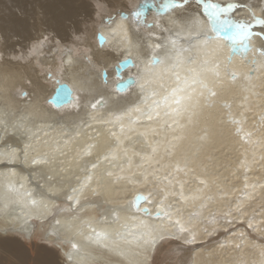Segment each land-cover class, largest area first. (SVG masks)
I'll list each match as a JSON object with an SVG mask.
<instances>
[{
    "label": "bare ground",
    "instance_id": "6f19581e",
    "mask_svg": "<svg viewBox=\"0 0 264 264\" xmlns=\"http://www.w3.org/2000/svg\"><path fill=\"white\" fill-rule=\"evenodd\" d=\"M128 1L0 0V262L3 253L11 264H25L28 260L26 249L30 251V247H34L37 253L32 255L28 264H60L59 259L61 264H69L65 255L68 252L73 254L71 264H81V258L84 264H158L159 261L163 264H264V257L261 256V251H264V189L259 187L264 185V159H261L264 150L257 147L253 157V148L241 140L235 131L236 126L228 123L227 110L221 104L206 111L199 127L188 131L175 155L164 159L166 164L174 166L179 162L181 167L187 159L189 167L194 169L187 176L184 173L177 176L173 168L168 169L173 171L175 178L185 181L183 195L186 198L201 195L205 200L208 197L211 199L201 209L200 204L204 200L188 199L185 203L180 199L179 184L174 188L170 186L177 194L164 202V212L172 214L169 220L163 214H155V207L160 204V197L155 194L158 182L150 180L145 184L141 177L130 184L113 183L106 176V170L121 174L120 168L123 167V174L127 175L128 160L109 164L101 159L118 148L122 155V150L127 148L132 157V171H138L137 166L144 164L151 173L152 168L140 158L151 155L150 149L137 133L152 125L140 122L133 125V131H129V121L125 118L126 127L121 133L119 123L101 124L89 119L92 115L90 108L81 106L77 109L69 104L53 107L49 103L59 82H65L72 88L73 99L82 90L94 91L97 99L102 96L105 104L96 110L97 120H108L141 103L139 89L133 91L129 88L119 94L115 91V67L128 56V51L117 48L110 35L111 30L120 24L128 27L132 60L136 63H140L141 54L147 47L145 37L149 31L161 37L159 41L153 39V44H164L169 39V33L154 27H138L132 22L131 12L120 13L117 10L112 13L117 5L130 9ZM156 2L159 4L160 0ZM214 2L235 3L237 7L228 14L234 19H251L249 9L264 18V0ZM131 4L137 9L141 7L142 0H133ZM195 7L194 3H190L186 11ZM121 14L127 18L122 20ZM175 14L170 11L157 16L150 8L142 19L153 24L158 19L165 22L164 27H173L167 21ZM107 15L109 19L105 18ZM255 30L259 31V26ZM176 31L179 29H174L172 38H175ZM98 33L105 37L102 44L97 40ZM44 35L49 37L48 41L38 54L29 56L33 44ZM180 43L185 48L190 47L189 41L181 40ZM195 43L191 41V45ZM251 43L254 49L264 47L255 37ZM136 45H142L139 51ZM253 54L248 53L250 60ZM157 55L163 58L166 52L158 50ZM185 55L196 58L198 51L191 47ZM148 56H143V59L147 60ZM69 58L71 64L68 63ZM255 59L256 64H250L243 62L238 54L234 55L230 70L237 74L236 78H225L223 87L218 91L221 100L231 102L234 116L243 119L240 127L245 132L253 131L260 136L264 135L260 122V115L264 114V70L259 65L264 64V57L255 53ZM136 71L128 67L121 76L127 78L129 73L135 75ZM48 73H51L50 78ZM246 75L256 85V95H251L247 106L241 107L244 96L248 95L245 92L249 86ZM21 91L28 92L29 97H20ZM205 128L210 138L201 144L198 137ZM112 131L124 141L123 144L116 140ZM125 135L131 139L125 140ZM65 141L68 143L65 144ZM88 144L96 145L91 163L100 161L96 170V174L102 177L99 195L89 191L82 198L86 202L81 203L76 211H62L69 206L67 195L71 194V188L62 184L60 177H72V187L77 186L75 178L85 175L80 171L83 164L78 162V157ZM57 147L61 151L55 153L53 161V149ZM133 152H139L140 156L132 155ZM46 154L49 164L32 163L33 159L45 158ZM156 158L159 159V156ZM244 161L250 164L247 171L242 166ZM62 168L65 171L61 172ZM49 175L54 177L51 182L48 181ZM200 180L206 181V184H201ZM245 182L250 186L257 185L254 193L251 187L245 189ZM9 185L15 190L10 191ZM93 187L96 185L93 184ZM26 193L33 195L27 196ZM136 194L146 198L138 207L147 208V214L137 212L133 207ZM249 194L252 195L251 200L247 199ZM31 199L41 203L32 206L29 203ZM240 201H244L245 208L243 213L237 214L234 209ZM44 205L49 206L47 210ZM106 209L115 210L117 216L113 217ZM230 210H233L232 215L226 216L225 213ZM197 212L201 215L195 216ZM133 218L135 221L145 220L156 229L155 248L144 246L142 240H133L127 234L123 226H131ZM213 218L215 223H210ZM176 219L193 229L196 234L193 243L185 242L188 234L179 232ZM56 220L61 221L60 226H56ZM89 221L90 224L85 223ZM249 221L253 223L252 228L248 227ZM70 224L71 231L68 230ZM92 227L108 232V242L114 250L85 239ZM54 228L60 232L62 240L69 241L62 247L54 244L55 237L51 235ZM160 236L163 239H159ZM72 243L78 244L79 252L72 249ZM120 251L123 256L118 254Z\"/></svg>",
    "mask_w": 264,
    "mask_h": 264
},
{
    "label": "snow or ice",
    "instance_id": "6c2138e0",
    "mask_svg": "<svg viewBox=\"0 0 264 264\" xmlns=\"http://www.w3.org/2000/svg\"><path fill=\"white\" fill-rule=\"evenodd\" d=\"M194 3L196 7L190 11H186L189 8V4ZM237 5L235 3L222 4L214 2V0H160L157 4L156 0H142L141 7L131 12L132 22L137 24L138 27H144L147 29L156 28L162 29V32L169 33V39L164 44L156 42L152 43L153 39L159 41L160 36H156L155 32L149 31L145 37L147 47L141 54L140 63H136L132 60V44L129 39V29L127 26L120 24L116 28L111 30L112 36L117 48H126L128 56L124 61L116 65V86L115 91L119 94L125 90L132 88L139 89L138 98L141 103L136 104L134 107H130L126 112L116 114L108 120H97L95 112L97 109L102 108L105 104L104 98L101 96L97 99V93L92 90L81 91L77 93L75 99L72 97V90L64 85H58V96L64 101V103L71 105L79 109L83 106L85 109L90 108L92 115L89 119L101 124H114L119 123L121 133L125 130L124 120L127 118L129 121L127 128L129 131H133V125H137L140 122H146L152 125L146 128L144 131H140L137 135L145 141L147 148L150 149L151 155L140 156L139 152H133L132 155L140 156L148 167L152 168V172L149 173L144 164L138 167V171H132V157L129 156L127 148L121 150L118 148L104 155L101 159L103 161L112 164L117 160H128V174H123L125 169L120 168L121 174H116L113 171L106 170V176L113 183L127 182L134 183L141 177L143 182L147 184L150 180H154L157 183L155 194L160 197V204L156 206V213L159 216L162 212L169 220L172 219L171 212H164V202L170 197H175L176 192L170 189V186L174 188L176 184H179L181 189L180 199L187 203L188 199L193 201L204 200V203L200 204V208L204 209L207 206V200L201 195H193L191 197H185L183 195V188L185 181L177 179L173 176V171H168L169 168H173L177 174L184 173L185 176L194 172L192 167H189V161L186 159L184 166L181 167L177 162L174 166L164 163L165 157L171 159L175 155L177 147H179L186 139V134L190 129L194 130L201 124V120L204 117L206 111L212 109L217 104H221L223 108L227 110L228 123L236 126V133L240 135L241 140L253 148V157H255V149L258 147L264 150V135L256 136L253 131L245 132L240 125L244 123L243 119H237L231 111V102L220 99V92L218 89L223 87L224 79L229 78L234 80L236 73L231 71V65L234 55H239L241 60L245 63L256 64L255 53H258L261 57H264V47L253 48L251 40L253 37L258 38L261 45H264V18L258 17L249 9L251 19H234L228 14L231 13ZM153 9L157 16L160 14H166L168 12H175L176 14L171 16L167 24L173 27H164V21L156 20V22L149 23L142 19L143 13L146 9ZM179 10V11H177ZM125 14H121V19H126ZM206 24V27H205ZM259 26L260 30H255ZM179 29L175 32V38H172L174 29ZM99 35V34H98ZM49 37L44 35L37 43L33 44L29 51V56L36 55L39 49L48 41ZM99 39L103 40L105 37L99 35ZM181 40L189 41L190 47L185 48L180 43ZM194 40L195 45H191V41ZM170 44V48H169ZM142 45H136L137 51L141 49ZM191 47H195L198 51V57L193 58L190 55L186 56L185 53L191 51ZM225 49L227 51L225 52ZM166 52V55L161 58L157 55V51ZM151 53L148 56V53ZM253 52L251 60L248 57V53ZM143 56H148L147 60L143 59ZM90 59V57H86ZM71 64V58L68 61ZM122 63H127L130 68H135L137 71L135 75L129 73L127 78H124L120 74V67ZM264 70V64L259 65ZM49 78L51 73H48ZM249 81V86L245 88V95L243 98V104L241 107H245L248 104L249 97L256 95L254 89L255 84L251 83V77H245ZM20 97L28 98L29 93L21 91ZM49 103L53 107H59L60 104L50 99ZM248 110H251L248 108ZM240 116L243 117L244 113L241 112ZM261 127L264 128V114L260 115ZM203 134L198 137L201 144L207 142L210 138V134L207 128L203 129ZM116 140L123 144V140L112 131L111 133ZM79 135V133H77ZM163 137L162 139H157ZM255 137V138H254ZM125 140H130L131 137L125 135ZM68 141H65L67 144ZM27 147V146H26ZM95 144H88L83 148L79 154L78 162L83 164L80 169L85 173L83 178L77 176L75 178L76 187H72V177H60V182L66 184L71 188V194L67 195V201L69 206L67 211L69 213L76 211L81 203L86 202L82 198L89 191L93 195H99L98 188L102 185V177L96 174V170L99 167L100 161L97 163H91V156ZM61 149L57 147L53 149V161L55 159V153L60 152ZM199 152V149L197 150ZM159 156V159L156 157ZM209 160L211 157L208 158ZM264 159V156L261 157ZM253 163L255 160L252 161ZM32 163L35 165H47L50 163L47 158L33 159ZM90 165V168H89ZM242 166L247 171L250 164L247 161L242 162ZM61 172L65 169H61ZM163 172V174H161ZM54 179L52 175L48 176V181L51 182ZM201 184H206V181L200 180ZM93 184L96 187H93ZM22 187V186H21ZM245 189L251 187L254 193L257 185H249L245 182ZM261 189H264V185H259ZM9 190L14 191V187L9 185ZM27 196H32L33 193H26ZM138 199H146L143 196H139ZM248 200L252 199V195L247 196ZM29 203L32 206H38L41 202L35 199H31ZM45 209H48V205H44ZM100 207H105L100 205ZM133 207L137 212L148 213V209L139 208L136 206L135 201ZM245 208L244 201H240L236 204L234 211L237 214L243 213ZM111 211L113 217L117 216L115 210L106 209ZM123 210V209H122ZM232 211L225 213L226 216H231ZM195 216L201 215L200 212L194 213ZM74 220L78 219L73 217ZM106 217L105 221L106 222ZM210 223H215V219H211ZM85 223H91L85 222ZM175 223L179 225V232L182 234H188V238L185 242L191 244L196 239V234L193 229L186 227L180 219H176ZM56 226L61 225L60 220L55 221ZM128 235L133 237V240H142L144 246L156 247L157 235L156 229L152 227L147 221L139 220L135 221L131 226L125 224L123 226ZM248 227L252 228L253 223L249 221ZM72 225H68V230L71 231ZM8 231L7 228L4 229ZM25 231V229H20ZM83 235V232L79 233ZM55 237L54 244L57 247H62L68 240H62L60 232L54 228L51 233ZM85 239L99 245L102 248L114 250L108 240V232L106 230L97 229L95 227L90 228L89 233L85 236ZM159 239H163L160 236ZM72 249L77 252L80 251L78 244L72 243ZM119 255L123 256L124 253L120 251ZM69 264L73 260V254L71 252L65 253ZM139 255V253H137ZM261 256L264 257V251H261ZM81 264H84L83 258H81Z\"/></svg>",
    "mask_w": 264,
    "mask_h": 264
},
{
    "label": "water",
    "instance_id": "95a60500",
    "mask_svg": "<svg viewBox=\"0 0 264 264\" xmlns=\"http://www.w3.org/2000/svg\"><path fill=\"white\" fill-rule=\"evenodd\" d=\"M98 34L101 35L100 33H98ZM98 34H97V40H98L99 44L104 43V39L103 40L99 39V35ZM122 61H124V59L121 60L120 62H122ZM120 62H118V63H120ZM128 67H129V65L127 63H122L121 64V67H120V74L122 73L123 70H125ZM115 71H116V67H115ZM102 77H103V79L106 78L105 72L102 73ZM58 85L67 86V88H70L71 90H72V88L68 84H66L65 82H59L57 84V86L55 87L54 93L51 95V97L49 98V100L52 99V100L56 101L57 103H59L60 106H62L63 104H66V103H64V101L62 99H60L59 96H58ZM115 86H116V84H115ZM139 196H143V195L142 194H136V196L134 197V201H135L136 206H138L140 204V202L143 200V199H138ZM143 209H147V208H143ZM155 214L157 215V213H156V207H155ZM161 214H163V212Z\"/></svg>",
    "mask_w": 264,
    "mask_h": 264
},
{
    "label": "rangeland",
    "instance_id": "374dc122",
    "mask_svg": "<svg viewBox=\"0 0 264 264\" xmlns=\"http://www.w3.org/2000/svg\"><path fill=\"white\" fill-rule=\"evenodd\" d=\"M133 2V0H129L128 1V6L130 7V9L128 8V9H126V8H124V7H122L121 5H117L116 7H114L113 9H112V13H114L115 14V12L118 10V11H120V13H130V12H132L133 10H135L134 8H133V5L131 4ZM148 9H150V8H148ZM148 9H146L145 11H144V13H143V15L144 14H146V11L148 10ZM123 11V12H122ZM114 14H112V15H114ZM105 18L106 19H109V15H107V16H105ZM32 248V249H31ZM28 252H27V259L28 260H26L25 262V264H28L29 262H31V259L30 258H32L36 253H37V249L35 248L34 249V247H30V251H29V249H26ZM33 252V253H32ZM33 255V256H32ZM2 256H3V258L1 259V262H0V264H11V262L10 261H8L7 259H6V256H5V254H3L2 253ZM4 257H5V259H4ZM59 263L61 264V260L59 259ZM164 262L162 261H159L158 262V264H163Z\"/></svg>",
    "mask_w": 264,
    "mask_h": 264
}]
</instances>
